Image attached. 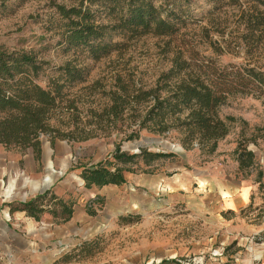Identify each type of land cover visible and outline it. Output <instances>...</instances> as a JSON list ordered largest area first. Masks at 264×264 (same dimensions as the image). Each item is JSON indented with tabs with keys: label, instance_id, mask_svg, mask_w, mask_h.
<instances>
[{
	"label": "rangeland",
	"instance_id": "374dc122",
	"mask_svg": "<svg viewBox=\"0 0 264 264\" xmlns=\"http://www.w3.org/2000/svg\"><path fill=\"white\" fill-rule=\"evenodd\" d=\"M151 1L161 7L163 15L175 16L176 30L170 35L115 33L110 37L112 49L93 59L83 46L66 48L64 19L56 5L69 8L83 3L96 19L106 22L103 6L93 0H5L3 4L0 0V46L30 52L41 62L38 73L30 76L41 87L50 89L55 80L64 84L50 123L63 130L90 129L92 134L79 141L55 139L53 144L44 135L39 160L30 147L0 144V264H10L11 256L19 254L11 246L39 247L42 262H36L35 254H22L21 264H156L150 251L159 242L175 247L171 264L201 263L204 253L190 251L192 242L201 245V220L185 202L193 206L200 202L205 181L231 186L238 179H249L258 169L255 154L264 157V92L225 97L217 111L228 130L211 154L201 153L196 146L184 148L173 129L165 133L141 129L137 138L125 140L130 131L127 124L134 123L128 111L115 123L112 117L97 116L111 105L113 93L122 86L138 92L202 72L209 79L219 75L230 79L234 70L242 72L243 67L264 75L263 5L255 0ZM66 62L83 68L84 79L70 83L59 78L58 67ZM176 63L183 68L164 80L162 74L176 68ZM136 108L143 111L145 103ZM116 142L129 153L142 147L174 155L150 165H131L133 171L124 172L122 184L85 188L79 176L81 167L104 160ZM243 146L253 151L255 162L239 169L234 149ZM47 188L73 202L72 220L57 222L44 213L35 221L17 211L10 213L5 205ZM174 193L183 202L175 201ZM202 200L214 206L212 197ZM238 214L257 231L251 238H241L240 245L238 240L226 242L218 255L226 264L248 257L260 264V253L246 251L244 246H264V203ZM63 234L66 240L61 239Z\"/></svg>",
	"mask_w": 264,
	"mask_h": 264
},
{
	"label": "trees",
	"instance_id": "16d2710c",
	"mask_svg": "<svg viewBox=\"0 0 264 264\" xmlns=\"http://www.w3.org/2000/svg\"><path fill=\"white\" fill-rule=\"evenodd\" d=\"M1 1L3 4L5 0ZM255 1L264 6V0ZM94 2L107 10L106 22L96 19L94 12L83 3L69 8L56 5L59 15L64 19L62 40L66 48L83 46L93 59H99L112 49L110 37L115 33L170 35L176 30L172 22L175 16L172 14L168 18V13L163 15L161 7L151 0H93ZM182 68L176 63V68L171 67L161 77L167 80ZM40 69L41 62L32 53L8 51L0 46V144L30 147L36 160L41 156L44 135L51 144L55 139L79 141L92 136L90 129L78 130L74 126L63 130L59 124L50 123L52 110L57 108L58 99L62 97L64 84L55 80L50 89L41 87L30 78ZM58 70L59 78L66 82L84 79L83 68L70 62L59 66ZM241 71L234 70L230 79L220 75L209 79L204 72L201 76L188 73L172 84L165 81L163 85L138 92H130L122 86L120 92L113 93L111 105L97 116L112 117L115 123L119 116L128 111L134 123L127 124L130 131L125 134V140L137 138L141 129L153 133H165L173 129L179 133V140L184 148L196 146L201 153L211 154L217 140L228 130L217 111L225 97L236 92H264L262 73L250 67H243ZM139 103H145L143 111L137 110L136 104ZM234 152L239 169L254 164L255 158L251 150L243 146L241 149L236 147ZM173 155L171 152L149 151L142 147L138 152L129 153L121 150L120 142H116L104 160L80 166L79 176L85 188L119 185L125 182L124 172L133 171L131 165L139 162L150 165L155 160ZM260 177L261 171L257 169V191L262 192L260 198L261 203H264ZM5 205L9 206L10 213L24 211L26 216L35 221H39L42 214L48 213L55 221L66 222L74 213L73 202L57 197L51 188L39 191L24 201L8 202ZM250 206L251 203L244 208Z\"/></svg>",
	"mask_w": 264,
	"mask_h": 264
},
{
	"label": "crops",
	"instance_id": "0c3cea01",
	"mask_svg": "<svg viewBox=\"0 0 264 264\" xmlns=\"http://www.w3.org/2000/svg\"><path fill=\"white\" fill-rule=\"evenodd\" d=\"M255 156L258 162H260L257 168L261 171L260 182L262 188L260 190H263L264 157L258 156L257 154H255ZM254 175H256V170ZM254 175H250L249 179H238L231 186L225 185V183H217L214 186L211 181H205L204 186H202V189L205 191L202 193L200 202L196 203L194 206L188 204V201L185 202L186 207H190V211L194 212L196 214L195 216L200 218L202 225L201 245L195 244V241L192 242L190 251L192 253H204V259L201 260V263L194 261L192 264H226V260H223V257L218 255L226 247L225 243L238 240L237 243L240 245L241 238H251V236L256 233L257 230L254 225L251 223L246 224L244 219L238 214L239 211L249 203H251L252 208H257L258 204L261 203L260 195H262V192L257 191V182L255 181ZM172 196H174L175 201L183 202L184 198H182V196L180 197L178 193H174ZM202 197H212L214 206L211 208L205 205ZM204 200L206 199L204 198ZM17 212H19L20 216L26 215L24 211ZM72 217L69 220H72ZM225 218H227V220ZM65 235L67 234H63L61 239L66 240L68 237ZM70 237L71 236H69V238ZM156 241L157 240H155V242ZM197 242L199 243V241ZM77 245H79V243ZM152 247L154 248L150 251V254H153L152 263L171 264V260L174 259V255L172 254L176 251L171 243L162 244L159 242L152 245ZM198 248H200V250H198ZM10 249L13 250L14 253H19L18 255L11 256L10 264H21L22 261L20 256L24 254H35L39 257V260L36 262H42V256L37 255L39 253V247L28 246L24 248L11 246ZM244 249L246 251L255 250L259 252L260 254L257 259L262 261L260 264H264V246L262 244H248L244 246ZM142 250H144L145 253L147 251L146 248ZM194 258H200V256ZM234 260L232 264H254V258L252 257L242 260L234 258Z\"/></svg>",
	"mask_w": 264,
	"mask_h": 264
}]
</instances>
